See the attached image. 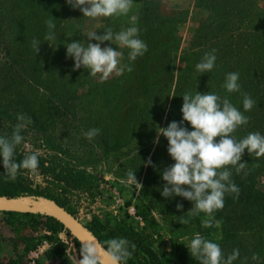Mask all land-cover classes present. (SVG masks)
<instances>
[{
  "label": "rangeland",
  "instance_id": "rangeland-1",
  "mask_svg": "<svg viewBox=\"0 0 264 264\" xmlns=\"http://www.w3.org/2000/svg\"><path fill=\"white\" fill-rule=\"evenodd\" d=\"M153 2L167 41H170V37L175 38L173 45L176 50L173 59L177 71L188 68L187 61L193 60L192 54H199L203 58L206 53L215 49L217 59L214 69L201 73L210 76L214 84L218 82V78L230 72L239 73L241 87L249 81L246 73L256 70L260 76L264 75V61L259 58L262 53L264 55V0H153ZM135 7L136 2L133 4L131 15L129 13L127 16L97 19L84 17V21H53L55 26L57 25L56 35L67 26L69 31L63 33V36H66L65 43L82 42L85 46L88 42L98 43L95 40L89 41L88 34L97 32L98 35H104L107 28L118 32L132 26ZM2 10L3 5L0 2V54L4 55L2 42L11 40L17 26L14 21H5L7 16L5 10L4 12ZM20 36L23 37L22 34ZM169 43L171 42H168V45ZM109 46L121 51L123 53L121 64L128 65L129 50L118 46L116 48V45L110 42L101 44L102 48ZM50 54L51 45L48 44L45 55L40 59V66L46 64ZM69 61L75 65L74 58L64 59L63 63L67 64ZM26 62L27 59L23 66L27 65ZM63 67L65 69L66 65ZM46 70L42 71L36 90L34 88L28 92L26 84L31 81L27 78L21 81L18 87L21 98H17L12 90L0 94L1 109L12 105L13 100L15 104L28 103L32 108L33 113L25 115L32 123L22 131L24 140L15 151L24 156L38 154V172L32 174L25 171L20 174L19 179L25 185L32 189L37 185L44 188L49 183L57 185L54 176L45 172V168L53 167L55 175L70 169L85 177L84 185L80 189H69L67 198L69 205L75 209L76 218L86 227L93 221H100L102 225L116 232L119 238H126L130 243H134L136 248L151 247L160 256L169 254L175 247L182 248L191 256L187 246L199 233L204 238L218 243L226 255L238 249L240 255L233 264H264V210L244 229L235 225L228 232L215 221L211 228H205L202 222L207 218L187 214L191 201L178 196L173 199L165 198L144 188L146 171L149 169L152 178L160 185V192L166 183L162 180L161 173L168 166L164 165L165 163H158L150 167L146 163L155 154L157 144L154 140L157 133L150 148L145 147L143 150L141 149L145 145L137 146L136 130L133 129L132 140L125 139L116 144L112 138L119 137V133L122 134V125L125 123L123 112L111 109L108 112L96 113L97 108L101 106L100 99L90 92L95 89L96 84L108 86L123 79L128 71L125 70L119 76L113 74L106 81L89 76V85L79 89L76 92L77 96L61 109L63 106H56L51 102L47 104L51 96L60 93L56 91L54 83H51L54 72ZM77 71L87 72L83 67ZM173 89L174 86L172 91ZM131 91L135 96V87H132ZM65 102L62 100L61 105ZM45 108L52 109L54 119L42 117ZM250 113L249 122L244 125L245 133L248 135L259 132L264 135V103L255 104ZM165 119L164 114L160 128L164 125ZM17 122V114L10 120H0L2 125L0 137H10ZM93 128L100 129V133L89 140L84 133ZM130 171L136 173L137 182L142 186L129 181ZM258 187L264 191V178H260ZM172 203L175 206V215L170 214L165 208ZM177 204L183 205L182 211L177 209ZM183 216L189 220L186 225L180 224V217ZM42 234L43 232L36 233L23 226L20 220L0 214V256H19L26 245L31 246L32 243L38 244L44 240L48 243L46 251L51 250L52 243L42 238ZM60 234L66 241L65 243L59 238L66 246L65 254L70 264H78V255L70 238L66 232ZM254 254L258 255V260L252 259ZM192 258L199 264L194 257ZM26 259L28 260V256ZM52 262L60 263L61 259L57 257Z\"/></svg>",
  "mask_w": 264,
  "mask_h": 264
},
{
  "label": "trees",
  "instance_id": "trees-1",
  "mask_svg": "<svg viewBox=\"0 0 264 264\" xmlns=\"http://www.w3.org/2000/svg\"><path fill=\"white\" fill-rule=\"evenodd\" d=\"M0 2L7 16L5 21H14L17 26L11 40L2 42L4 55L0 54L2 56L0 58V92L2 91V93L0 94L12 90L17 98H21V94L18 93L21 81H24L25 78L31 81V83L26 84L28 92L34 88L36 90L42 71L45 72L44 70L47 69L49 72H54V79L51 83H54L56 91L60 93L51 96V99L47 100V104L51 102L53 105L63 106L61 109L65 108L68 102L70 103L77 96L76 92L79 89H84L89 85L90 73L88 71L85 73L74 71L75 65H72L70 61L67 64L63 63L64 59H70L67 56L66 36H63V33L69 31V28L64 26L58 35L54 30L57 39L45 40L44 37L49 32L45 21H84L83 13L79 9H73L67 0H0ZM134 2H136V7L132 17L134 16L136 19L135 25L139 28V38L147 44L148 51L143 56L138 57L136 61H128V65L130 64L133 70L125 74L123 79L108 86L96 84L95 89L90 90L92 95L99 97L102 106L99 108L96 106V113L108 112L111 109L115 112L119 110L123 112L125 123L122 125V134L119 133V137L112 138L116 144L125 139L132 140L131 132L133 129L136 130L137 146L145 145L141 150L145 147L150 148L164 114L166 119L161 128H167L172 121L178 123L182 121L181 108L184 102L182 96L186 92L193 95L197 91L201 94L212 92L221 97H226L248 118L251 113L250 111L245 112L243 109V93L250 95L255 104L264 103V75L260 76L256 70L246 73L249 81L241 87L240 92L236 93H228L223 88L225 75L218 78V82L214 84V80H211L210 76L202 75L196 71L197 63L202 60V56L199 54L191 55L193 60L187 61V69L177 71L173 59L176 50L173 45L175 38L170 37V41H167L164 28L156 16L155 3L153 0H134ZM132 11L133 9L130 11V15ZM33 39L38 40L41 44L38 54L32 48ZM168 42L171 43L168 45ZM48 44L51 45L49 60L45 62L44 66H40V59L45 55ZM259 58L264 61L263 53ZM26 59L27 65L23 66ZM63 65H66L65 69ZM132 87H135V96L132 95ZM62 100L66 102L61 105ZM116 100H118L117 103ZM11 104L3 109L0 108V115L2 116L0 120H10L15 114L18 116L19 114L29 115L33 113L28 103L17 102L15 104L13 100ZM51 110L45 108L42 117L48 120L54 119V113ZM184 126L189 131L193 130L187 122L184 123ZM232 135L237 141L245 138L247 134L244 125L238 127ZM218 140L219 138H217V142ZM167 149L168 141L161 135L155 154L151 159L152 166L153 164L165 163L164 165L169 167L175 163ZM23 158L24 155L22 154H14V159L17 162ZM241 163H244L245 166L239 172H237L236 167L229 166V170L232 172L231 182L239 188V195L226 193L223 209L216 211L213 215V221L219 223L228 232L235 225L242 229L246 228L264 210V191L258 187L260 178H264V157L257 158L255 154L249 155L246 150ZM149 170L146 171L144 188L150 190L152 194L161 196L160 185L152 178ZM5 171L3 159L0 157V196L11 198L23 195L44 197L56 202L76 217L75 209L69 205L67 194L69 189H80L84 185L85 177L79 172H73L69 169L60 175H55L53 167L45 168V172L52 174L58 184L49 183L44 188L37 185L32 189L19 179L20 174L26 170H20L15 181L7 179ZM193 206L192 203L190 211ZM165 208L170 214H176L173 203ZM0 214L20 220L22 225L31 231L43 232L42 238L52 243V249L46 251L36 261V264H54L52 260L57 257L61 259V262L56 264H67V262L70 264L65 254L66 246L59 239V234L62 232H66L70 238L77 252L78 260L81 258L80 249L82 246L53 218L39 214L13 212H0ZM195 217L208 218L204 214ZM87 228L103 247H107L105 243L107 240L118 237L116 232L102 225L100 221H93ZM34 245L36 244L26 245L19 256H0V264H29L26 256ZM139 248H136V252H133L127 264H196L193 258L180 247L173 248L169 254L164 256L155 253L151 247Z\"/></svg>",
  "mask_w": 264,
  "mask_h": 264
},
{
  "label": "clouds",
  "instance_id": "clouds-1",
  "mask_svg": "<svg viewBox=\"0 0 264 264\" xmlns=\"http://www.w3.org/2000/svg\"><path fill=\"white\" fill-rule=\"evenodd\" d=\"M67 3L73 9H79L85 18L97 19L127 16L132 10L134 0H67ZM45 24L49 32L44 39L56 40V26L53 21L46 20ZM87 38L98 43L88 42L86 46L82 42L68 43L67 56L74 58V71L83 67L90 72V78L99 77L101 81L108 80L113 74L119 76L125 70H133L130 64H121V51L114 50L111 46L102 48V43L110 42L116 45V48L118 46L128 49L130 62L136 61L148 51L147 44L139 38L135 18L130 27L118 32L107 28L104 35L91 32ZM31 45L38 54L40 42L33 39ZM216 59L213 49L197 63L196 71L211 72ZM223 88L228 93L240 92L239 73H228ZM182 98V121H172L167 128L159 127L154 140L155 144H159V137L164 136L168 141L167 151L175 161L161 173L162 180L166 182L162 186L161 195L165 198L178 196L191 201L194 206L187 214L192 217L204 214L208 218L202 222L203 226L211 228L214 213L224 207L225 194L239 195V188L231 182L232 172L229 166L236 167L237 172L243 169L245 164L241 163V159L246 150L249 155L264 157V135L254 132L239 141L235 140L232 134L238 127L248 124L249 118L226 97L212 92L201 94L197 91L194 95L186 92ZM242 104L244 111L249 112L255 101L250 95L243 93ZM17 121L10 137H0V157L6 170L5 177L12 181L16 180L20 170L36 174L39 166L37 153L25 155L20 162L14 159L16 147L24 140L21 133L32 123L24 114H19ZM185 122L191 125L192 131L184 126ZM99 133L100 129L93 128L85 132L84 136L92 140ZM146 163L152 166L151 158ZM128 178L129 181L142 186L137 182L136 173L130 171ZM177 209L182 211L183 205L177 204ZM188 223L189 220L185 216L180 217V224ZM105 243L107 247L92 241L83 242L78 264H127L136 248V245L126 238H112ZM187 248L199 264H233L240 255L238 249L226 255L218 243L204 238L199 233L191 239ZM252 259L258 260L259 257L254 254Z\"/></svg>",
  "mask_w": 264,
  "mask_h": 264
},
{
  "label": "water",
  "instance_id": "water-1",
  "mask_svg": "<svg viewBox=\"0 0 264 264\" xmlns=\"http://www.w3.org/2000/svg\"><path fill=\"white\" fill-rule=\"evenodd\" d=\"M0 212H13L20 214H39L51 217L59 222L68 233L82 246L83 242L92 241L101 245L88 228L66 209L56 202L44 197L0 196Z\"/></svg>",
  "mask_w": 264,
  "mask_h": 264
},
{
  "label": "built area",
  "instance_id": "built-area-1",
  "mask_svg": "<svg viewBox=\"0 0 264 264\" xmlns=\"http://www.w3.org/2000/svg\"><path fill=\"white\" fill-rule=\"evenodd\" d=\"M137 219L141 220L140 217H137ZM59 238L66 243L64 240V237L59 234ZM48 247L47 241H41L38 244L35 245V247L28 253V263L29 264H36V261L46 252Z\"/></svg>",
  "mask_w": 264,
  "mask_h": 264
}]
</instances>
